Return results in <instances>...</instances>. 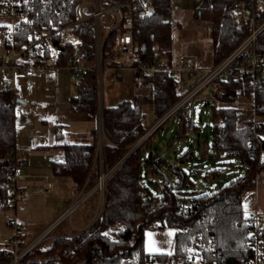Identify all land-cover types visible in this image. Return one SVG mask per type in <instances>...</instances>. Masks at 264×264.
<instances>
[{
	"label": "trees",
	"instance_id": "trees-1",
	"mask_svg": "<svg viewBox=\"0 0 264 264\" xmlns=\"http://www.w3.org/2000/svg\"><path fill=\"white\" fill-rule=\"evenodd\" d=\"M80 1L21 0V11L28 19H19L15 26V46L22 47L28 36L41 25L71 24V30L89 51L93 40L92 20L74 23ZM119 1L123 0H102V3L106 6ZM152 1L154 12L151 15L136 13L134 18L133 54L121 61H109L106 53L115 41L114 34L110 33L103 45V64L130 67L157 60L159 56L171 61L169 0ZM258 9L257 23H261L264 22V0H200L194 15L209 24L215 66L249 36L251 29L243 14L250 15ZM252 49L256 54L264 55V28L235 61L246 57ZM70 52L68 47L63 56ZM72 82L71 111L95 115L94 70L90 69ZM133 83L136 89L143 86L145 91L102 108L104 173L149 129L144 123L143 104L150 106L153 118L158 120L187 90L179 89L173 73L165 70L143 75L133 71ZM214 83L220 85V90L216 94H207L202 104L212 119L209 130H202L201 121L188 128L181 107L176 109L105 179L100 212L88 228L70 236H53L45 247L32 248L17 264H119L126 256L168 261L177 255H185L194 233L205 235V226L214 241L212 258L216 264H249L245 259L251 253L245 239L252 223L244 203L255 188L257 174L264 170V69L256 78H236L228 72L224 78L216 76L211 87ZM15 99L11 87L0 89V200L4 208L9 206L8 183L12 173L9 160L16 147ZM173 118L177 120L176 125L170 126V139L165 140L163 127L173 123ZM60 132V126H57V133ZM94 132L90 143L61 144L64 159L54 164L55 174L69 176L78 185L87 178L90 183L99 178L98 166L93 165L97 134L96 130ZM161 136L160 143H156ZM176 144L173 158L185 168L173 165L179 173V182L173 187L167 170L169 183H164L161 171L165 160L160 149L163 147L166 151ZM178 149H182L179 155ZM144 177L152 183L155 192L146 185ZM197 185L203 188H197ZM143 190L151 193L150 200L142 195ZM184 199L194 200L196 204L192 210L178 215L177 205ZM164 219L168 226H187L188 229L176 233L172 254L145 252V230L153 222ZM11 258V252L0 248V264Z\"/></svg>",
	"mask_w": 264,
	"mask_h": 264
},
{
	"label": "built area",
	"instance_id": "built-area-1",
	"mask_svg": "<svg viewBox=\"0 0 264 264\" xmlns=\"http://www.w3.org/2000/svg\"><path fill=\"white\" fill-rule=\"evenodd\" d=\"M0 5V11L12 17L19 19H28V16L21 11V0H3ZM175 0H169V16L168 20L171 27H174L172 11L174 10ZM260 9L250 15L243 14L248 20L251 33L239 45V47L227 56L215 68L210 70L198 83L185 91L181 98L168 109L151 127V132L169 117L176 109L181 107V113L186 119V126L190 128L193 123H199L201 117L194 118L195 104H198V93L206 86L210 85L216 76L221 78L226 77L228 72L235 74L236 78L241 76L258 77L262 69H264V55H258L252 51L240 61H235V58L247 46L251 45L256 35L264 28V22L257 23L260 16ZM154 12V4L152 0H123L104 6L102 0H81L76 7V19L74 23H81L91 19L93 23V40L89 44L90 50L82 46L81 38L71 30V24H47L36 28L27 39V42L22 47L17 48L14 44L13 27L5 39V48L9 53V57L5 58L0 54V74L3 78L14 80L17 75L31 76L35 68L53 66L57 63L64 62L71 79L76 80L82 75H86L90 69L95 73L96 85V118H97V139L94 153V161L98 162L102 169V143L104 140L103 123H102V71L104 67H109L114 70V76L119 75V70L123 66H111L103 64V45L110 33L115 36L114 45L107 51L106 56L109 61H121L124 58L133 54L134 51V18L136 13L140 15H151ZM57 37V42L54 43ZM70 47L71 52L63 56L66 49ZM129 67V66H125ZM184 67L189 76H194L198 72V67L194 65V60L187 57L184 62ZM132 71L140 75L149 74L157 70H165L173 73L175 65L171 61L167 62L163 57L154 61L139 62L135 66H130ZM12 84L6 88L11 87ZM220 90V85L214 83L211 91L208 94H216ZM204 109L202 113H204ZM208 113V110H207ZM257 124L255 123V126ZM144 136L142 141L151 133ZM191 141V139H189ZM141 141V142H142ZM134 147V145H133ZM132 147V148H133ZM185 146H183L184 148ZM131 148V149H132ZM12 173L10 174L8 183L9 204L14 205L22 200L27 192L19 190L16 181L15 173V158L9 160ZM106 177V174L101 171V174ZM168 173L171 174L170 182L177 184L179 182L178 170L170 165ZM99 175V179L102 175ZM106 179V178H105ZM105 181V180H104ZM103 183V182H102ZM104 184V183H103ZM103 184L97 188L103 189ZM48 185L45 186L47 188ZM44 190V189H42ZM205 191H208L205 189ZM155 192V191H152ZM142 195L146 200L152 198L151 193L146 190L142 191ZM196 204L194 200H180L176 213L188 212L192 210ZM251 217V227L247 232L245 245L251 253L245 261L249 264H264V212L250 211L247 213ZM14 234L9 243L8 252L12 253V258L5 264H17V262L31 250L45 235L51 231L52 227L47 229L41 236L31 242L24 243V231L26 226L23 223H13ZM171 227L175 232H184L188 227L168 226L166 220H158L150 225V228ZM205 235L201 232H195L192 243L188 252L181 256L177 255L168 261H157L154 258L146 257L140 259L137 256L123 257L119 264H216L212 258L214 255V241L205 226Z\"/></svg>",
	"mask_w": 264,
	"mask_h": 264
},
{
	"label": "crops",
	"instance_id": "crops-1",
	"mask_svg": "<svg viewBox=\"0 0 264 264\" xmlns=\"http://www.w3.org/2000/svg\"><path fill=\"white\" fill-rule=\"evenodd\" d=\"M17 22L16 17L0 11V54L5 58L9 57L5 39ZM65 76L72 81L64 62L35 68L31 76L17 75L12 81L0 74V89L13 83L12 89L16 97V147L13 153L16 181L19 190L27 192L22 200L14 205L9 204L6 208L0 200L2 249H9L14 222L26 226L24 241L30 238L28 242H31L50 227L52 236L79 233L94 222L101 209L102 204L98 208V199L101 195L103 201V194L97 190V179L90 183L87 178L82 185H78L71 177L57 175L53 171L54 164L64 159L62 143H90L94 139L95 130L97 133L96 115L71 111V88ZM111 78L113 80L107 78L105 105H114L122 99L133 97L135 87L131 68L123 66L117 77L113 70ZM60 100H65L64 108H59L57 103ZM156 121L152 117L149 129ZM38 122L40 128L36 129ZM57 126L61 128L60 133H57ZM103 138L105 139V135ZM93 162L101 173L99 163ZM244 208L246 213L255 210L264 212V170L257 174L255 188L245 200ZM175 236L176 232L171 227L148 228L144 232V250L147 253L172 254Z\"/></svg>",
	"mask_w": 264,
	"mask_h": 264
},
{
	"label": "rangeland",
	"instance_id": "rangeland-1",
	"mask_svg": "<svg viewBox=\"0 0 264 264\" xmlns=\"http://www.w3.org/2000/svg\"><path fill=\"white\" fill-rule=\"evenodd\" d=\"M200 3V0H191V2H188L187 0H175L174 2V10L172 11V17L173 21L175 22L174 27L171 29V56L173 64L175 65V69L173 71V75L177 81L178 88L185 91L186 89H189L191 86L196 84L200 78L208 73V71L215 68L216 64L213 62L212 57V40L209 33V24L206 20L198 18L194 15V9L195 7ZM163 56H159L161 58ZM187 57H191L194 60V65L198 67V72L194 76H189L186 67H184V62ZM165 59V57H163ZM113 69L109 67H104L102 71V82H103V96H102V104L105 105L106 95L108 92V79L113 80L111 78V74ZM109 76V77H108ZM65 78L68 80V84L70 85L69 88H71V94L74 93V85L73 82L70 80L68 76H65ZM212 87L211 85L206 86L204 89H202L197 96V100L199 101L198 104H195V111H194V118L201 117V125L202 130H209L210 125L212 124V119L207 115V107L202 106L204 103V100L207 97V94L209 91H211ZM145 91V88L143 86L139 88H135L134 92L136 93H143ZM18 100V98H17ZM65 100H60L57 104L59 108H64L65 106ZM36 110H40L39 108ZM48 110V108L46 107ZM205 110L204 113H202V110ZM143 111L145 112V118L144 123L149 125V123L152 120L153 114L151 111V108L148 104H143ZM35 114V113H32ZM174 122L171 124H166L163 127V131L165 133L166 139H170V133L169 128L170 126L175 127L176 125V118L174 119ZM75 123H78L77 121ZM206 123H208V127H206ZM40 122H38L36 129L40 128L39 126ZM74 124V123H73ZM43 126H41L42 128ZM44 129V127H43ZM46 129V128H45ZM144 135V134H143ZM143 135L141 137H143ZM140 137V138H141ZM139 138V139H140ZM138 139V140H139ZM162 139V136L157 138L156 143H160ZM136 140V141H138ZM136 143V142H135ZM129 146L126 154L128 153L129 149L133 147L135 144ZM178 147V144L174 145L169 150L160 149L162 159L165 160V162L162 164L163 170L162 171H168V167L170 165L177 164L181 168H185V165L183 163H180L178 161H175L173 158V150ZM125 153L123 155H125ZM182 149L177 150V154H181ZM118 162V161H117ZM109 171V170H108ZM105 172V174L108 173ZM101 174V173H100ZM103 175V173L101 174ZM108 177V176H107ZM106 177V178H107ZM193 177V176H191ZM99 178L97 179L96 186L98 183ZM146 185L149 187L151 191H156L153 187L152 183L147 180L146 177H144ZM98 187V186H97ZM197 188H203L201 186L197 185ZM101 194H103V189L98 188L97 189ZM102 204V197L100 195L98 199V208ZM100 212V211H99ZM97 213V211H96ZM66 223L68 220L65 221ZM53 232L52 230L49 231L45 237L40 240L33 248L35 247H45L51 240ZM30 238L26 239L24 241L28 242Z\"/></svg>",
	"mask_w": 264,
	"mask_h": 264
},
{
	"label": "water",
	"instance_id": "water-1",
	"mask_svg": "<svg viewBox=\"0 0 264 264\" xmlns=\"http://www.w3.org/2000/svg\"><path fill=\"white\" fill-rule=\"evenodd\" d=\"M149 132H151V128L150 129H148L147 131H146V133H144V135H143V137H141L138 141H136V143L134 144V147L130 150V151H128V153L126 154L125 153V155H123L119 160H118V162H116L115 163V165L108 171V173L106 174V177L126 158V156L128 155V154H130V152L133 150V149H135L140 143H141V141H142V139L144 138V136L146 135V134H148ZM161 174L163 175V177H164V183L165 184H168L169 183V177H168V174H167V172L166 171H161ZM105 177V178H106ZM105 178H104V180H105ZM104 180H103V183H104ZM102 183V184H103ZM171 184V183H170ZM171 185H173V184H171ZM173 187H175V185H173ZM99 213V212H98Z\"/></svg>",
	"mask_w": 264,
	"mask_h": 264
},
{
	"label": "bare ground",
	"instance_id": "bare-ground-1",
	"mask_svg": "<svg viewBox=\"0 0 264 264\" xmlns=\"http://www.w3.org/2000/svg\"><path fill=\"white\" fill-rule=\"evenodd\" d=\"M104 178H105V176L102 175L101 178L98 180L97 186H101L102 185V182H103Z\"/></svg>",
	"mask_w": 264,
	"mask_h": 264
}]
</instances>
